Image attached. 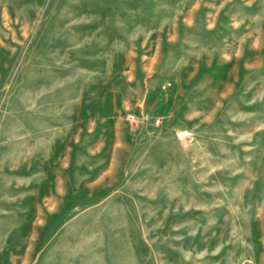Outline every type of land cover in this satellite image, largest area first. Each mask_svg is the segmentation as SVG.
Listing matches in <instances>:
<instances>
[{"label": "rangeland", "instance_id": "374dc122", "mask_svg": "<svg viewBox=\"0 0 264 264\" xmlns=\"http://www.w3.org/2000/svg\"><path fill=\"white\" fill-rule=\"evenodd\" d=\"M0 264H264V0H0Z\"/></svg>", "mask_w": 264, "mask_h": 264}]
</instances>
